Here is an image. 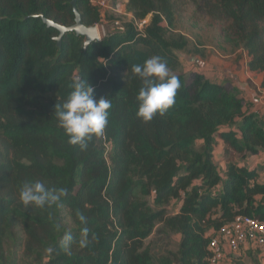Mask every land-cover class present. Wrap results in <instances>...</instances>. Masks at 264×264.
Masks as SVG:
<instances>
[{
  "label": "trees",
  "instance_id": "1",
  "mask_svg": "<svg viewBox=\"0 0 264 264\" xmlns=\"http://www.w3.org/2000/svg\"><path fill=\"white\" fill-rule=\"evenodd\" d=\"M75 1L85 26L100 23L90 0ZM194 1L209 20L227 24L264 86V0ZM70 2L0 0V264H211L210 231L238 215L264 222V120L245 111L227 83L177 72L188 39L174 29V1L126 0L133 19L85 50L73 32L58 46V31L35 17L68 26ZM144 19L141 29L133 23ZM152 56L167 63L180 88L163 116L144 122L136 116L140 81L131 68ZM75 78L112 102L104 133L85 150L68 144L54 111ZM248 156L260 157V168L248 165ZM37 180L67 195L52 208H26L20 186ZM171 200L179 202L172 214ZM65 231L73 237L68 244ZM171 234L176 250H155L148 241Z\"/></svg>",
  "mask_w": 264,
  "mask_h": 264
},
{
  "label": "clouds",
  "instance_id": "2",
  "mask_svg": "<svg viewBox=\"0 0 264 264\" xmlns=\"http://www.w3.org/2000/svg\"><path fill=\"white\" fill-rule=\"evenodd\" d=\"M131 72L140 81L136 95V116L144 122L151 121L157 115L163 116L176 102L177 90L180 88L178 77L171 74L167 63L160 56H152L143 64L132 65ZM69 88L66 99L54 105L55 115L68 137V144L85 150L93 137L104 133L112 102L107 96L97 99L94 87L84 78L73 79ZM66 195V188H50L38 180L25 181L19 189V200L26 208H52L58 206ZM76 216L81 224H87L82 212L77 211ZM55 227L57 231L62 228L59 223ZM87 231L85 227L84 232ZM72 239L70 232L63 233L65 244Z\"/></svg>",
  "mask_w": 264,
  "mask_h": 264
},
{
  "label": "rangeland",
  "instance_id": "3",
  "mask_svg": "<svg viewBox=\"0 0 264 264\" xmlns=\"http://www.w3.org/2000/svg\"><path fill=\"white\" fill-rule=\"evenodd\" d=\"M111 1L114 4L108 2V8L104 10L101 18L103 32L124 28L133 19L132 15L126 11V0ZM172 1L179 6L175 16L174 29L188 39L187 47L178 52L180 67L177 72L184 75H188L190 72H201L207 78L227 83L235 92H244L246 89L243 86L246 84V78L243 79L242 76L248 59L244 49L230 41L227 34V24L209 20L205 13L196 9L194 0ZM115 21L118 22V26L115 25ZM99 32L101 37L102 30L100 28ZM253 78H256V76ZM253 82L255 81H250L248 87L260 98L263 94L256 89V85ZM261 86L260 88L264 89V86ZM246 103L248 104V101ZM221 155L222 150L219 145L214 158L222 171L225 161ZM246 161L248 165L257 168L261 166L260 157L248 156ZM178 206V201L171 200L168 205L169 213H175L178 210ZM151 238L155 250L159 246L160 248L176 250L178 236L175 234H171L169 239L165 238L163 241H159L158 237L154 235L148 241ZM251 253L252 256L243 255L242 252L230 255L223 264H255L254 259L258 260L259 264H264V247L254 249Z\"/></svg>",
  "mask_w": 264,
  "mask_h": 264
},
{
  "label": "built area",
  "instance_id": "4",
  "mask_svg": "<svg viewBox=\"0 0 264 264\" xmlns=\"http://www.w3.org/2000/svg\"><path fill=\"white\" fill-rule=\"evenodd\" d=\"M90 2L100 12V23L95 25L98 30V40H100L99 28L102 30L101 36H103L101 18L104 10L108 8V0H90ZM146 22L147 19L133 20L138 29H141ZM114 23L118 26L117 21ZM208 234L210 236L209 262L211 264H223L230 255L264 247V222L256 221L248 216L238 215L230 224L223 226L217 232L210 231Z\"/></svg>",
  "mask_w": 264,
  "mask_h": 264
},
{
  "label": "water",
  "instance_id": "5",
  "mask_svg": "<svg viewBox=\"0 0 264 264\" xmlns=\"http://www.w3.org/2000/svg\"><path fill=\"white\" fill-rule=\"evenodd\" d=\"M70 4H71L72 12L74 15V22L68 26L58 24L54 22V20H51V19H47L41 13L35 15V17H39L47 27H53L58 31V36L54 38L58 46L61 43V39L64 33L73 32L76 36H82L84 38L83 49L85 50L89 44H91L95 40H98V30L95 25L85 26L82 23L81 18H80V13L78 12V9L76 7L75 0H71Z\"/></svg>",
  "mask_w": 264,
  "mask_h": 264
},
{
  "label": "crops",
  "instance_id": "6",
  "mask_svg": "<svg viewBox=\"0 0 264 264\" xmlns=\"http://www.w3.org/2000/svg\"><path fill=\"white\" fill-rule=\"evenodd\" d=\"M247 59H248V57H247ZM243 71H245V72H244L242 77H243V79L246 78V82H245L246 84L243 87L246 90H244V92L241 91V93L233 91L232 88H231V90L244 99V110L245 111L255 112L258 114V116L262 120H264V89L260 88V86L262 85L261 84L262 75L260 73H257V72L249 71L247 68V63L245 65V69H243ZM254 76H256V78H253ZM233 78H234V76H233ZM252 80L255 81L253 83L256 85V89L259 90L260 92H262V94H263V96H261L260 98L258 96H256V93L253 92L251 88L248 87V84H250V81H252ZM240 84H238V85H240ZM261 87H263V86H261ZM246 101H248V104L246 103ZM219 145L221 147V144H218V146ZM217 147H216V149H217ZM248 251L252 252L253 249L248 250ZM248 251H246V252L242 251L243 255H247Z\"/></svg>",
  "mask_w": 264,
  "mask_h": 264
}]
</instances>
